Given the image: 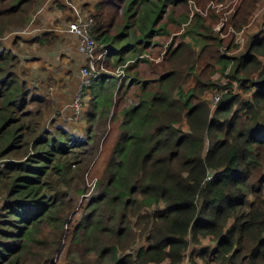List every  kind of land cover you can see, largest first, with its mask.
Masks as SVG:
<instances>
[{"label":"trees","instance_id":"obj_1","mask_svg":"<svg viewBox=\"0 0 264 264\" xmlns=\"http://www.w3.org/2000/svg\"><path fill=\"white\" fill-rule=\"evenodd\" d=\"M45 1L0 0V264H49L59 247L61 264H264V15L233 56L221 53L212 17L177 13L188 0H116L124 24L114 34L90 14L114 73L71 104L77 130L55 124L3 41L14 31L24 40ZM261 4L238 1L233 35ZM44 31L31 37L39 50L61 40ZM143 51L173 67L131 74L153 60ZM208 51L223 81L203 80L196 63ZM196 70L186 85L183 73Z\"/></svg>","mask_w":264,"mask_h":264},{"label":"rangeland","instance_id":"obj_2","mask_svg":"<svg viewBox=\"0 0 264 264\" xmlns=\"http://www.w3.org/2000/svg\"><path fill=\"white\" fill-rule=\"evenodd\" d=\"M63 1L66 3V0ZM238 1L239 0H228V1L209 0L207 4H205L204 6H200L196 2V0H188L185 7H180L177 9V13H180L183 10H185L191 13L192 17L193 15H196L198 13L202 14L203 16L205 15V17H212L215 35L218 37V42L222 44L224 47V48L222 47L223 49L221 53H225L228 55L230 54L234 56L237 53L241 52L243 48H245L249 37L255 35V30L253 29L256 27V22L260 20L262 23L264 19V18L262 19L264 15V4H261L255 16L256 21L253 23L250 22L249 24L250 27L247 26L246 29L244 26L242 28L237 29L238 31L236 32V35H233L234 29L232 27H229L230 25H233V23L231 24L230 23L231 20L228 18H230V16L236 10ZM67 3L69 4L67 5L70 8L71 6L78 8V11L81 13V15L84 18L89 19L90 14L93 15L97 13L98 14L97 21H100V18L102 16L104 18L105 23L111 26V34L116 33L117 32L116 28L124 24V15L122 9V7H124V3L122 2L118 3L116 0H67ZM59 7H63V8H59ZM70 8L66 7L65 5H60L59 3L56 4L53 2L52 6H48L47 8L45 7L44 10L40 9L39 11L35 12L32 15V20L29 23V25L26 27V29L29 32L27 34L28 36L27 37L24 36V40L19 41V44L15 42L16 39L14 34H17V31L10 33V35L3 41L5 46L14 49L20 55L21 62H20L19 72L23 78L32 80V82L30 83L28 82L29 86L31 84L30 87L35 88L36 90L35 92L36 93L38 92L39 95L44 98L42 107L48 110V114H50V112H54V109L56 110L55 116L56 115L58 116H56L57 121L55 122V124L56 125L60 124L71 129L79 130L81 127H83V124H81V120H80L81 113L78 116V120H77L72 115V109L71 111L67 109H64L63 111H59L58 106H64L69 102L70 105L72 103L75 104L76 100L78 99V94L80 93L81 85H82L81 69L85 64L89 63L88 54L84 50H81L79 46V39L75 37L74 34L68 30L67 33L72 35L73 37L67 34H63L62 35L63 39L61 40V42L65 40L66 43L63 44L57 43L54 46H50V49L47 50L46 52L44 51V48H41V51L37 49L36 45L35 47L32 48L30 47V43L32 42V39L36 37L35 35H37L38 33L45 32L44 30H47L49 28H55L54 26H57L60 32L64 24H66L68 21L76 17L77 10ZM48 14L51 17V19L49 20L44 17L45 15ZM217 14H220V16L218 15V18L215 17V15ZM110 22L113 23L110 24ZM46 27L49 28L44 29ZM182 27L183 25L179 27L178 24H175V33L181 35ZM67 28H68V24L67 27H65V29ZM34 33L37 34L34 35ZM32 36L34 37L31 38ZM29 37L31 42L28 40ZM230 44L232 47L231 49H228L227 47ZM165 51L166 50L163 48V50H160L159 53L163 57H165ZM143 52L151 54L147 51H143ZM98 53L100 52L98 51L97 54ZM151 55L153 56L151 58L153 60H150L151 63L142 62L138 64L136 67L130 68L128 71L131 72V74L137 73V71H141L142 73H151L154 71L158 73H163L166 70L173 67V65L169 63V59L167 60L165 58V60H162V56L161 57L158 56V51L157 54H151ZM211 55L212 53L208 51L204 56H201V60L196 63L198 68H201L202 66L205 67L202 73V78L205 81H209V80L213 82L223 81L224 75L220 71L219 66L209 67V64H211L209 62ZM81 56L84 58H82ZM108 64L113 65V63L110 60ZM124 65L126 66V64ZM155 66H157L155 70L150 71ZM133 70H137V71H133ZM113 71L114 70L110 71L108 69V71H106L105 73H108L109 75H113L112 74L114 73ZM198 73L199 70H196V73H191L189 75H186V72H184L183 75L185 76L186 79L185 84L186 85L194 84L195 76ZM42 76L45 82L38 83L37 82L38 79H41ZM124 77L119 78V83L124 79ZM34 84H36L37 86L34 87ZM54 92H56V94ZM44 96H47L48 98L47 97L45 98ZM216 96H219V100H220L221 95H216ZM89 97L90 96L86 98L84 97L85 100L83 101L84 102V109L82 111L83 114L86 108L88 107V105L86 104L89 100L88 99ZM218 101H215L214 103ZM47 122H50V117L47 118ZM96 181H97L96 177L92 180V177L88 174L87 176L88 185L91 186L93 184L90 193L92 192ZM211 244L212 243L210 241L207 242L208 246H211ZM197 251H200V247L197 248ZM62 252L63 251L59 247L56 252L57 254L54 256L53 260L49 264H61L62 260H59V255L61 257ZM183 264H189V261L186 260Z\"/></svg>","mask_w":264,"mask_h":264},{"label":"built area","instance_id":"obj_3","mask_svg":"<svg viewBox=\"0 0 264 264\" xmlns=\"http://www.w3.org/2000/svg\"><path fill=\"white\" fill-rule=\"evenodd\" d=\"M73 9L77 10L76 17L67 22V30L73 33L79 39V46L81 50H84L89 56V63L85 64L81 69L82 85L81 90L84 85L91 84L92 80L103 75L108 71L105 60L107 59L109 51L105 49L103 52L98 53L99 45L97 40L92 34L93 20L91 18H84L78 11V8L72 6ZM118 76L123 78L126 75L124 68L117 71ZM80 90V91H81ZM81 92L78 94V99L76 100L74 106L79 107L81 105L79 98ZM219 100V96H215V101ZM212 174L208 175L207 180H211Z\"/></svg>","mask_w":264,"mask_h":264},{"label":"crops","instance_id":"obj_4","mask_svg":"<svg viewBox=\"0 0 264 264\" xmlns=\"http://www.w3.org/2000/svg\"><path fill=\"white\" fill-rule=\"evenodd\" d=\"M52 1H54V0H46L45 1V3L42 5V7L40 8L41 10H44V8L46 7H48L49 6V4L52 2ZM66 3H67V0H66ZM71 8H73L72 6H71ZM39 9V10H40ZM45 18H46V15L44 16ZM60 24H62V23H60ZM49 25V24H48ZM65 25V26H64ZM63 26H62V30H60V32L61 33H59L60 35H61V40L63 39V34H67V35H69V36H72V35H70V34H68L67 32V29H65V27H66V24H64ZM50 26V25H49ZM51 26H53V25H51ZM57 30L59 29V28H57V26H54ZM47 28V27H46ZM59 31V30H58ZM63 32V33H62ZM29 32H28V30H27V34H28ZM35 34H37V33H34V35ZM38 35V34H37ZM36 35V36H37ZM75 36V35H74ZM73 37V36H72ZM76 37V36H75ZM28 40L30 41V38H28ZM61 40H60V42H58V43H60V44H63V43H66V41L64 40L63 42H61ZM31 42V41H30ZM35 45H36V43L35 42H31L30 43V47L32 48V47H35ZM50 49V47H45L44 48V51L46 52L47 50H49ZM40 51H41V49H40ZM82 57V56H81ZM82 58H84V57H82ZM34 79V78H33ZM25 80H27L29 83L30 82H32V80H28V79H26L25 78ZM35 81V80H34ZM38 83L39 82H45V80H43V76L41 77V79H38V81H37ZM34 83V82H33ZM30 86H31V84H30ZM37 85L36 84H34V87H36ZM55 94H56V92H54ZM52 94V93H51ZM70 103V102H69ZM69 103H67L66 105H64V106H58L59 107V111H63L64 109H67V110H69V111H71V109H70V104ZM58 105V104H57Z\"/></svg>","mask_w":264,"mask_h":264}]
</instances>
